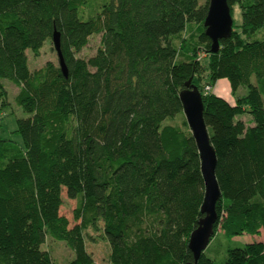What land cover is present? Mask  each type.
Here are the masks:
<instances>
[{
  "label": "trees",
  "instance_id": "trees-1",
  "mask_svg": "<svg viewBox=\"0 0 264 264\" xmlns=\"http://www.w3.org/2000/svg\"><path fill=\"white\" fill-rule=\"evenodd\" d=\"M227 3L241 24L211 54L209 0H0V90L12 82L28 115L16 120V156L0 139V264H55L47 239L65 243L70 264H95L89 230L101 231L108 264L193 263L199 153L186 120L168 123L184 115L190 80L217 159L213 237L264 233V41L244 40L264 28V0ZM193 24L202 58L174 44ZM54 32L67 76L58 61L28 68L27 52L37 57ZM93 35L96 53L76 57ZM220 80L246 91L234 105L211 93ZM63 196L76 204L73 225ZM197 264H264V242L229 249L222 263L204 252Z\"/></svg>",
  "mask_w": 264,
  "mask_h": 264
},
{
  "label": "rangeland",
  "instance_id": "rangeland-1",
  "mask_svg": "<svg viewBox=\"0 0 264 264\" xmlns=\"http://www.w3.org/2000/svg\"><path fill=\"white\" fill-rule=\"evenodd\" d=\"M206 0H198L199 3L204 4ZM231 16L234 25L241 24V12L237 5L233 6L231 11ZM198 27L190 25L187 31L183 35V40H174V44L181 52H189L198 48V56L200 58L204 57L201 53L200 45L197 43ZM238 32L240 30L238 29ZM245 38V37H244ZM247 42L252 41H264V28L258 30L256 33L251 35L249 38L244 39ZM100 47V35H93L89 38L88 44L83 48L76 57L87 60L89 57L93 56L97 49ZM180 52V53H181ZM28 58V68L30 70L38 69L45 65L47 62H52L57 64V56L53 48L52 42H46L39 52V55L35 57L31 52H27ZM204 63V62H203ZM254 79V78H253ZM3 89L0 90V139L3 141L4 146L8 150L10 155L16 156L20 150V137L15 132L16 130V120L27 118L28 115L24 113L16 104L14 103L15 95L17 94V87L12 84L9 80H1ZM215 90L213 87L212 91ZM224 91V90H223ZM220 91L223 95L225 92ZM246 91L240 88L235 95L230 94V100H234L237 97H241ZM244 122H247L250 118L248 115H244L241 118ZM185 121L184 115H179L174 119L168 121L169 124L177 125L183 127V122ZM186 122V121H185ZM63 198V206L61 207V214L69 219L70 224L73 225L72 221V211L75 208V202L68 200L65 196ZM101 231H90L88 234L91 236L92 240L86 237L87 251L90 253L94 259L95 264H108L107 256L109 253V247L101 241L100 239ZM253 242H264V233L260 232L259 236L242 235L237 236L232 239H228L220 234H216L208 247L205 250L207 257L213 259L216 263H222L226 258L227 250L240 248L248 243ZM42 249L49 252L52 260L55 264H70L73 259L72 252L66 247L64 242L47 239L46 243L42 246Z\"/></svg>",
  "mask_w": 264,
  "mask_h": 264
},
{
  "label": "water",
  "instance_id": "water-1",
  "mask_svg": "<svg viewBox=\"0 0 264 264\" xmlns=\"http://www.w3.org/2000/svg\"><path fill=\"white\" fill-rule=\"evenodd\" d=\"M203 27L204 35L210 41V53H218L220 41L229 39L233 29V19L227 0H209ZM51 42L61 72L67 76L66 65L61 53L60 36L57 32L53 33ZM179 101L199 153L200 171L204 183V197L200 208L202 218L198 221L196 229L190 234L188 241V249L193 256V263L189 264H197L214 235V224L217 220L215 207L221 193L215 176L216 154L210 144L209 134L203 119L202 96L197 87L191 85V80L185 84V89L179 93Z\"/></svg>",
  "mask_w": 264,
  "mask_h": 264
},
{
  "label": "crops",
  "instance_id": "crops-1",
  "mask_svg": "<svg viewBox=\"0 0 264 264\" xmlns=\"http://www.w3.org/2000/svg\"><path fill=\"white\" fill-rule=\"evenodd\" d=\"M215 90L211 93L215 94L218 97L223 98L224 100H226L230 105H234V100H230V94H231V90L229 87V84L226 80H220L217 83H215L214 85ZM224 90V91H223ZM220 91L225 92V94L223 95Z\"/></svg>",
  "mask_w": 264,
  "mask_h": 264
},
{
  "label": "built area",
  "instance_id": "built-area-1",
  "mask_svg": "<svg viewBox=\"0 0 264 264\" xmlns=\"http://www.w3.org/2000/svg\"><path fill=\"white\" fill-rule=\"evenodd\" d=\"M206 90L209 91V90H211V88L210 87H207Z\"/></svg>",
  "mask_w": 264,
  "mask_h": 264
}]
</instances>
